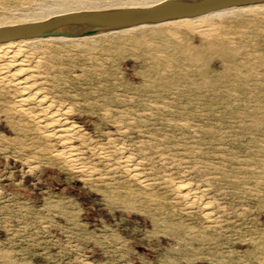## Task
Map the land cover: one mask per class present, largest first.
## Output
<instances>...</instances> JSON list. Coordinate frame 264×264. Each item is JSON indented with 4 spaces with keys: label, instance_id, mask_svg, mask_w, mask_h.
I'll list each match as a JSON object with an SVG mask.
<instances>
[{
    "label": "rangeland",
    "instance_id": "rangeland-1",
    "mask_svg": "<svg viewBox=\"0 0 264 264\" xmlns=\"http://www.w3.org/2000/svg\"><path fill=\"white\" fill-rule=\"evenodd\" d=\"M109 1L0 0V23ZM214 22L213 44L171 24L22 43L31 88L0 81V264H264V9Z\"/></svg>",
    "mask_w": 264,
    "mask_h": 264
},
{
    "label": "bare ground",
    "instance_id": "bare-ground-1",
    "mask_svg": "<svg viewBox=\"0 0 264 264\" xmlns=\"http://www.w3.org/2000/svg\"><path fill=\"white\" fill-rule=\"evenodd\" d=\"M162 1H164V0H113V1L106 2L103 5H99V6L96 5L95 3H84L83 6H70L67 2H64V3L60 4L57 8L48 9L47 13L41 17L42 19H40V21L45 20L44 18L47 19V18H50L52 16L70 13V12L103 10V9H113V8L148 7V6H152L154 4L160 3ZM258 9H264V3L248 5V6H240V7H230V8H226V9L212 11V12H209V13H206L203 15H199V16H194V17H184V18L173 19V20H168V21H164V22H160V23H154V24L135 25V26L127 27V28L110 30L107 32H101V33L79 36V37H44V38L22 39V40L3 42V43H0V81L13 83V85L16 86L17 88H19V90L26 91L28 88H31V86L29 87V85H31V84L28 81V73L26 72V70H27L26 59L22 58V57H25V55L23 54L24 52L22 51L23 48L21 49L22 43H27L29 41H37V40H44V39H48V40L49 39H59V40L64 41V40H69V39L71 40L73 38H88V37L90 38V37L100 36V35H105V34H115L118 32H128V31H131L134 29H143V28H148L151 26H153V28H158V27H162V26H166V25L171 24L172 26H174L175 29L180 30L182 33H185V34L198 33L204 42H206V43L212 42V44H213L214 40L219 42L220 38H224V37L229 36V35L226 36L225 32H224V34L219 33V29L222 28V26L220 23L214 22V20L222 21V20H225L227 18L236 17V16L241 15V14L251 13V12L258 10ZM28 20H30V19L24 18V19L20 20L19 22H10V23L5 21V22L0 23V27L1 26H7V25H13V24H19V23H25ZM171 35L177 36V33H175L173 30H171ZM181 42H182V40H181ZM183 44H182V46H183ZM210 45H211V43H210ZM223 45L225 46V44H223ZM185 46H187V44ZM230 46H231V44H230ZM225 47H227V46H225ZM238 50H239V48H238ZM24 51H25V49H24ZM194 53H196V52H194ZM201 53H202V51H201ZM229 53L230 54H232V53L236 54L235 51L232 53L231 52H229ZM234 57H235V55H234ZM22 101H24L23 98L18 100L19 105H20V103H22ZM61 122H62L61 123V126H62L61 130L57 129V128L56 129L54 128L52 130L51 129L52 127L50 126L51 127L50 132L54 133L55 135L60 136L61 138H65V136L68 135V133H75L77 131V127L71 121L64 119ZM54 127H56V126H54ZM48 135H50V134H48ZM66 152H67L71 162L74 161V159H75L74 154H73V152L69 146H66ZM136 174H138V173H136ZM179 184L181 186V183H179ZM183 188H184V186L180 187L181 195L183 197L187 198V200L190 199L193 195L190 196L191 192H189L188 189L185 190ZM196 199H194V200H196ZM191 200H192V198H191ZM194 200H193V202L197 203ZM200 200H202V199H200ZM193 202H191V203H193ZM207 207H206V204L204 203L203 208H202L203 213L207 218H210V213L208 212Z\"/></svg>",
    "mask_w": 264,
    "mask_h": 264
},
{
    "label": "water",
    "instance_id": "water-1",
    "mask_svg": "<svg viewBox=\"0 0 264 264\" xmlns=\"http://www.w3.org/2000/svg\"><path fill=\"white\" fill-rule=\"evenodd\" d=\"M261 3L264 0H164L148 7L70 12L41 21L1 26L0 43L44 37H79Z\"/></svg>",
    "mask_w": 264,
    "mask_h": 264
}]
</instances>
